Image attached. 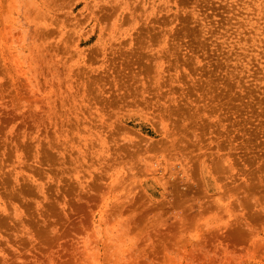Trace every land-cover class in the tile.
Instances as JSON below:
<instances>
[{"label":"rangeland","instance_id":"1","mask_svg":"<svg viewBox=\"0 0 264 264\" xmlns=\"http://www.w3.org/2000/svg\"><path fill=\"white\" fill-rule=\"evenodd\" d=\"M0 264H264V0H0Z\"/></svg>","mask_w":264,"mask_h":264}]
</instances>
